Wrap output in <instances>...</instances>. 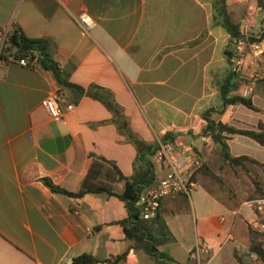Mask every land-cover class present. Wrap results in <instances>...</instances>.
I'll use <instances>...</instances> for the list:
<instances>
[{
    "label": "crops",
    "instance_id": "crops-1",
    "mask_svg": "<svg viewBox=\"0 0 264 264\" xmlns=\"http://www.w3.org/2000/svg\"><path fill=\"white\" fill-rule=\"evenodd\" d=\"M215 3L0 0V46L13 25L29 37L49 39L70 81L92 92L99 87L134 136L148 145L171 137L169 142L194 149L205 171L194 174L189 194L163 198L160 212L175 240L160 246L161 251L177 263L196 264L192 251L203 239L212 248L207 264H264L250 250L253 240L264 246V231L251 227L255 214L245 204L255 192H264V145L223 132L233 157L259 162L232 165L207 129L209 119L259 131L264 125V62L249 59L229 95H242L252 86L249 97L256 109L225 105L221 85L230 75L234 41L217 19ZM227 4L239 25L248 9L264 20L258 0ZM82 12L97 23L87 36L76 20ZM53 96L64 108L74 105L58 122L42 106ZM119 125L105 103L88 95L77 100L40 62L24 66L0 58V264H72L83 254L98 259L96 264H127L131 250L139 264H155L127 237L122 221L128 211L119 197H74L44 182L78 193L95 157L132 176L138 147ZM153 160L157 184L164 172ZM125 188V181L113 184L119 195ZM229 235L232 240L225 243Z\"/></svg>",
    "mask_w": 264,
    "mask_h": 264
},
{
    "label": "trees",
    "instance_id": "trees-1",
    "mask_svg": "<svg viewBox=\"0 0 264 264\" xmlns=\"http://www.w3.org/2000/svg\"><path fill=\"white\" fill-rule=\"evenodd\" d=\"M228 0H216L215 10L217 19L221 26L230 33L233 41L241 36V28L237 22H234L228 10ZM260 7H264L263 0H258ZM50 40L47 38H32L27 36L18 25L13 27L7 33L0 58L6 62L17 61L21 59H36L47 70L51 71L56 81L62 88L71 90L76 93V99L79 100L82 96L88 95L101 100L107 108L116 116V121L120 122L119 127L125 132L129 139H132L138 147V156L134 164V174L130 177L125 176L118 166L104 158L95 157L91 168L85 177L81 189L78 193L69 192L54 185L51 180L45 179V184L55 192H63L70 196L81 197L86 194H101L105 193L111 196H117L125 202L128 217L122 224L125 227L126 235L134 242V248L137 251H143L152 257L155 264H180L177 263L167 252L159 249L160 246L175 240L173 234L169 230L160 210L155 218L145 220L141 216V210L137 205L141 194L153 186L157 181L156 166L153 157L159 147V144L148 145L134 136L127 122L120 117V112L115 103L108 97L102 95L99 87L97 92H92L91 89L85 88L70 81L69 74L63 71L59 64L55 61L50 48ZM230 53L229 58L232 56ZM236 73L230 71L229 77L221 85V94L223 101L226 104H242L250 109H256L250 97L242 95H229L232 92L233 79ZM207 129L213 135V138L218 141L223 149V159L230 162L232 165L243 164L244 161H250L259 164L256 160L250 157H233L228 145L226 144L223 132L228 134L245 135L258 143L264 145V125L259 126L257 130H243L231 127L221 122H214L208 119ZM171 137H165L163 141H171ZM109 167L110 170H105ZM111 173V174H109ZM111 178V179H110ZM109 180V181H108ZM117 181H125L126 188L124 193L117 194L113 191V184ZM257 191L260 187H256ZM258 234V233H257ZM261 236L260 234L256 235ZM250 250L255 253L264 263V246L262 242L252 241ZM99 260L91 255L83 254L73 259L72 264H96Z\"/></svg>",
    "mask_w": 264,
    "mask_h": 264
},
{
    "label": "built area",
    "instance_id": "built-area-1",
    "mask_svg": "<svg viewBox=\"0 0 264 264\" xmlns=\"http://www.w3.org/2000/svg\"><path fill=\"white\" fill-rule=\"evenodd\" d=\"M239 3H248L250 0H237ZM83 36H87L96 27V20L87 12H82L76 18ZM241 36L234 39V51L230 57L231 71L238 74L246 66L249 59L264 62V20H259L257 10L248 9L242 18ZM0 46V51L2 50ZM20 65H34L36 59L17 60ZM253 87L245 89L242 96L249 97ZM42 106L48 111L54 121H61L66 111L74 108L68 105L61 106L59 97L53 96L42 101ZM159 168L164 172L157 184L146 189L137 203L141 210V216L150 220L158 214L164 197L174 194H189L195 187L194 174L202 167L201 158L195 153L191 146L175 145L172 142L162 141L154 155ZM255 214L251 227L264 231V196H259L245 202ZM232 240L229 235L226 242ZM223 246V245H221ZM210 244L203 239L198 240L192 251V257L196 264H207V258L211 252ZM127 264H139L136 251L131 250L128 255Z\"/></svg>",
    "mask_w": 264,
    "mask_h": 264
},
{
    "label": "rangeland",
    "instance_id": "rangeland-1",
    "mask_svg": "<svg viewBox=\"0 0 264 264\" xmlns=\"http://www.w3.org/2000/svg\"><path fill=\"white\" fill-rule=\"evenodd\" d=\"M4 41H5V39L3 40V44H4ZM204 166L202 165V167L199 169L200 171H205L204 169ZM261 176L260 175H257L256 177H255V181H254V185H255V187H262L261 186ZM259 196H264V192L262 191L261 193H257V192H255V194H253L251 197H249L246 201H248V200H250V199H253V198H256V197H259ZM245 201V202H246ZM160 248V247H159ZM163 247H161V249H162Z\"/></svg>",
    "mask_w": 264,
    "mask_h": 264
}]
</instances>
